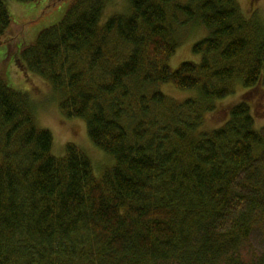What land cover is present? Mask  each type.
Listing matches in <instances>:
<instances>
[{
  "label": "trees",
  "instance_id": "trees-1",
  "mask_svg": "<svg viewBox=\"0 0 264 264\" xmlns=\"http://www.w3.org/2000/svg\"><path fill=\"white\" fill-rule=\"evenodd\" d=\"M7 1L0 47L22 31ZM112 1L68 0L58 24L15 46L115 160L101 177L74 144L52 154L29 94L0 73V264H264L251 245L264 224V128L244 100L202 129L238 83L264 82V26L237 0H124L105 18ZM191 24L209 31L193 47L202 60L173 70L178 28ZM160 84L198 96L175 102Z\"/></svg>",
  "mask_w": 264,
  "mask_h": 264
},
{
  "label": "rangeland",
  "instance_id": "rangeland-1",
  "mask_svg": "<svg viewBox=\"0 0 264 264\" xmlns=\"http://www.w3.org/2000/svg\"><path fill=\"white\" fill-rule=\"evenodd\" d=\"M181 0L180 2H185ZM246 18L254 17L264 26V0H237ZM7 5L11 15L22 26V31L15 39L0 47V73L6 75L10 85L18 90L29 94L35 112V118L39 128L46 129L52 133V154L63 157L66 147L74 144L79 147L91 160L96 177H101L106 170L113 168L115 160L98 149L90 140L85 120L69 119L60 110L62 95L56 92L52 85L41 76L28 71L18 60L19 52L15 49L23 44L34 42L41 31L58 24L65 16L69 2L64 0H40L35 3H21L8 0ZM124 0H114L108 4L105 18L114 13L123 11ZM183 20V17L180 16ZM209 31L202 25L191 24L178 28L177 36L180 46L167 64L176 70L184 62L200 63L202 56L195 54V44L207 37ZM16 46V47H15ZM161 91L175 102H183L189 98L198 96L196 91H182L173 84H160L155 91ZM154 91L150 88L149 92ZM249 102L257 130L264 128V82L253 89H245L240 83L231 96L217 100L214 109L204 113V131H211L220 127L229 117L230 109L241 101ZM251 245L260 254L264 252V224L255 230L251 238ZM251 247L245 251L249 257Z\"/></svg>",
  "mask_w": 264,
  "mask_h": 264
}]
</instances>
